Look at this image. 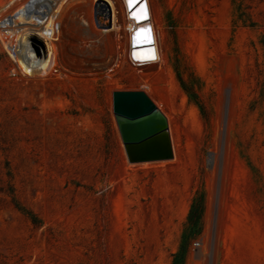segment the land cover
<instances>
[{"label":"rangeland","instance_id":"1","mask_svg":"<svg viewBox=\"0 0 264 264\" xmlns=\"http://www.w3.org/2000/svg\"><path fill=\"white\" fill-rule=\"evenodd\" d=\"M97 1L67 2L48 71L0 51V264H264V0H149L137 65ZM116 91L165 115L172 160L128 161Z\"/></svg>","mask_w":264,"mask_h":264},{"label":"built area","instance_id":"2","mask_svg":"<svg viewBox=\"0 0 264 264\" xmlns=\"http://www.w3.org/2000/svg\"><path fill=\"white\" fill-rule=\"evenodd\" d=\"M66 0H8L0 5V51L7 54L19 68L23 64L28 70L35 72L41 68L45 58L50 53L48 46L55 60L58 43L63 34V6ZM69 1V0H67ZM116 17V25L123 29L128 35L127 44L130 46V36L134 35L136 26L151 23L154 38L156 32L152 22V12L149 0H137L131 5L133 0H104ZM147 2L149 20L139 23L133 18V14ZM107 7L97 1L96 11L93 13V23L95 27L106 29L108 25ZM119 16L124 23H119ZM137 23V24H136ZM133 46V45H132ZM151 49L154 45L150 46ZM157 48V45H156ZM130 50V48H129ZM135 48H132L131 63L140 64L135 58ZM196 246H199L196 244Z\"/></svg>","mask_w":264,"mask_h":264},{"label":"water","instance_id":"3","mask_svg":"<svg viewBox=\"0 0 264 264\" xmlns=\"http://www.w3.org/2000/svg\"><path fill=\"white\" fill-rule=\"evenodd\" d=\"M108 10V25L112 28V12ZM113 113L123 141L128 161L132 164L163 162L174 158L168 120L149 96L141 91H116Z\"/></svg>","mask_w":264,"mask_h":264},{"label":"bare ground","instance_id":"4","mask_svg":"<svg viewBox=\"0 0 264 264\" xmlns=\"http://www.w3.org/2000/svg\"><path fill=\"white\" fill-rule=\"evenodd\" d=\"M137 0H133L131 5H134V3ZM67 0L64 3L63 6V10L65 5L67 4ZM133 18H135L136 20L139 21V23L143 22V21H147L149 20V13H148V5L147 2H145L144 4H142V6L133 14ZM115 23V16L113 18V24ZM137 24V23H136ZM113 28V27H112ZM106 31V30H105ZM130 40L132 48H135V58L137 60H139L140 63H149V62H153L156 61L158 56H157V48H156V44H155V38H154V33H153V29L151 26V23H146L140 26H136L135 30H134V35L131 34L130 36ZM154 45V48L151 49L150 46ZM132 48L130 49V53L132 52ZM48 51L50 53L48 58H45L41 68L36 70L35 72L38 71H48L50 68L53 67V63H54V58H53V53L51 52V46H48ZM132 58V57H131ZM22 67L25 70V73L29 74V75H34L32 71L28 70L27 67H25L23 64H21Z\"/></svg>","mask_w":264,"mask_h":264}]
</instances>
